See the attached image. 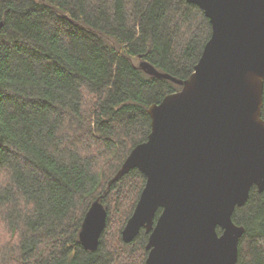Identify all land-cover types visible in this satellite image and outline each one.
Wrapping results in <instances>:
<instances>
[{"label": "trees", "instance_id": "obj_1", "mask_svg": "<svg viewBox=\"0 0 264 264\" xmlns=\"http://www.w3.org/2000/svg\"><path fill=\"white\" fill-rule=\"evenodd\" d=\"M1 21L0 264H146L149 233L122 232L147 177L118 173L148 140L150 107L182 88L149 69L189 78L210 19L187 0H0ZM98 199L108 217L92 251L79 234ZM233 219L236 264H264V191Z\"/></svg>", "mask_w": 264, "mask_h": 264}, {"label": "water", "instance_id": "obj_2", "mask_svg": "<svg viewBox=\"0 0 264 264\" xmlns=\"http://www.w3.org/2000/svg\"><path fill=\"white\" fill-rule=\"evenodd\" d=\"M187 1L204 10L212 35L189 78L149 69L182 88L150 107L148 140L118 173L147 177L122 236L146 229V264H236L245 227L234 211L253 186L264 191V0ZM107 217L96 200L79 234L86 249L98 248Z\"/></svg>", "mask_w": 264, "mask_h": 264}, {"label": "rangeland", "instance_id": "obj_3", "mask_svg": "<svg viewBox=\"0 0 264 264\" xmlns=\"http://www.w3.org/2000/svg\"><path fill=\"white\" fill-rule=\"evenodd\" d=\"M6 232H7L6 228L0 225V248L5 242L9 241V239H6V241H4L5 239L3 240L2 236H4V238H5V236L7 237V233ZM0 262H2L1 258H0Z\"/></svg>", "mask_w": 264, "mask_h": 264}]
</instances>
